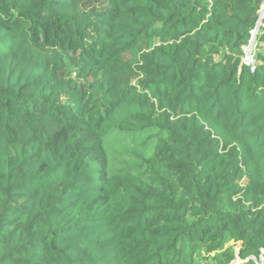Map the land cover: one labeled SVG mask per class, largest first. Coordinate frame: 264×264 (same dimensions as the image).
<instances>
[{
    "label": "trees",
    "instance_id": "trees-1",
    "mask_svg": "<svg viewBox=\"0 0 264 264\" xmlns=\"http://www.w3.org/2000/svg\"><path fill=\"white\" fill-rule=\"evenodd\" d=\"M263 5L0 0V264H257Z\"/></svg>",
    "mask_w": 264,
    "mask_h": 264
},
{
    "label": "built area",
    "instance_id": "built-area-1",
    "mask_svg": "<svg viewBox=\"0 0 264 264\" xmlns=\"http://www.w3.org/2000/svg\"><path fill=\"white\" fill-rule=\"evenodd\" d=\"M264 26V5L260 12V19L257 23L256 28L252 31V39L250 40L249 45L244 47V57L243 61L250 65L251 71H254L256 68V56H255V37L258 33L260 27ZM257 262V264H264V248L261 249V253L259 257L254 258ZM231 264H240V259L237 258L236 260H233Z\"/></svg>",
    "mask_w": 264,
    "mask_h": 264
},
{
    "label": "rangeland",
    "instance_id": "rangeland-1",
    "mask_svg": "<svg viewBox=\"0 0 264 264\" xmlns=\"http://www.w3.org/2000/svg\"><path fill=\"white\" fill-rule=\"evenodd\" d=\"M231 242V241H230Z\"/></svg>",
    "mask_w": 264,
    "mask_h": 264
},
{
    "label": "water",
    "instance_id": "water-1",
    "mask_svg": "<svg viewBox=\"0 0 264 264\" xmlns=\"http://www.w3.org/2000/svg\"><path fill=\"white\" fill-rule=\"evenodd\" d=\"M255 258V257H254Z\"/></svg>",
    "mask_w": 264,
    "mask_h": 264
}]
</instances>
